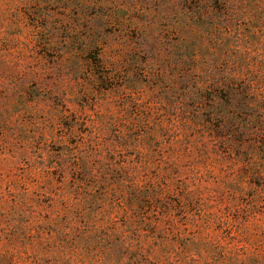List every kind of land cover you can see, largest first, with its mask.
Here are the masks:
<instances>
[{
    "label": "trees",
    "instance_id": "1",
    "mask_svg": "<svg viewBox=\"0 0 264 264\" xmlns=\"http://www.w3.org/2000/svg\"><path fill=\"white\" fill-rule=\"evenodd\" d=\"M214 3L211 29L182 41V138L154 129L130 158L59 166L41 225L12 229L0 264H264V0ZM234 167L254 180L245 207Z\"/></svg>",
    "mask_w": 264,
    "mask_h": 264
},
{
    "label": "rangeland",
    "instance_id": "2",
    "mask_svg": "<svg viewBox=\"0 0 264 264\" xmlns=\"http://www.w3.org/2000/svg\"><path fill=\"white\" fill-rule=\"evenodd\" d=\"M214 2L0 0V245L12 229L41 225L62 164L98 153L130 158L124 143L154 129L182 138V41L211 29ZM158 139L167 151L173 137ZM234 168L245 207L254 180Z\"/></svg>",
    "mask_w": 264,
    "mask_h": 264
}]
</instances>
